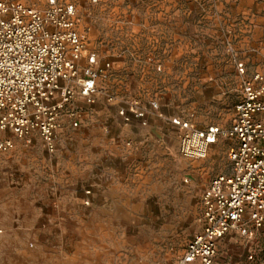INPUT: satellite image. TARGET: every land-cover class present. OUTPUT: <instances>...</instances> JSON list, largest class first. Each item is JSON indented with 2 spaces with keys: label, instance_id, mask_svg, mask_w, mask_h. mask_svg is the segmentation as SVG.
Listing matches in <instances>:
<instances>
[{
  "label": "rangeland",
  "instance_id": "374dc122",
  "mask_svg": "<svg viewBox=\"0 0 264 264\" xmlns=\"http://www.w3.org/2000/svg\"><path fill=\"white\" fill-rule=\"evenodd\" d=\"M73 3L80 67L94 54L110 68L93 104L75 97L78 125L56 130L54 153L37 134L0 151V264H171L201 233L202 194L230 172L236 143L221 137L204 158H186L171 120L231 126L244 81L264 73V0ZM130 102L146 110L145 128L119 116ZM212 264H264V229L247 213Z\"/></svg>",
  "mask_w": 264,
  "mask_h": 264
},
{
  "label": "built area",
  "instance_id": "2783aa9c",
  "mask_svg": "<svg viewBox=\"0 0 264 264\" xmlns=\"http://www.w3.org/2000/svg\"><path fill=\"white\" fill-rule=\"evenodd\" d=\"M76 12L73 0H47L43 8L0 0V151L12 149L14 138L31 145L37 134L54 153L56 130L64 121L78 125V112L71 108L75 97L95 102L97 83L110 63L102 65L89 54L80 67L86 41L77 29ZM236 66L243 74V63ZM150 107L158 109L156 102ZM235 112V120L225 129H197L188 121L171 120L186 158H204L221 137L236 142L228 154L230 172L213 177L202 194L201 233L171 264H212L218 240L244 227L247 213L255 229H264V73L244 81ZM118 114L124 123L148 126L147 112L137 102L126 103ZM3 234L0 227V239Z\"/></svg>",
  "mask_w": 264,
  "mask_h": 264
},
{
  "label": "crops",
  "instance_id": "0c3cea01",
  "mask_svg": "<svg viewBox=\"0 0 264 264\" xmlns=\"http://www.w3.org/2000/svg\"><path fill=\"white\" fill-rule=\"evenodd\" d=\"M148 122H149V120H148ZM137 123V122H136ZM138 124V123H137ZM65 125V121L62 123V126H64ZM138 126L139 127H141L139 124H138ZM170 127H171V129H178L177 127H175L174 125H172V124H170ZM141 128H145V127H141Z\"/></svg>",
  "mask_w": 264,
  "mask_h": 264
}]
</instances>
